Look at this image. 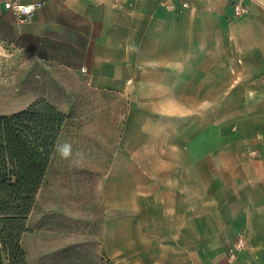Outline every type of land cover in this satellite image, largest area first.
<instances>
[{
	"label": "crops",
	"instance_id": "0c3cea01",
	"mask_svg": "<svg viewBox=\"0 0 264 264\" xmlns=\"http://www.w3.org/2000/svg\"><path fill=\"white\" fill-rule=\"evenodd\" d=\"M3 1L1 42L43 72L77 75L81 89L137 90L140 103L152 104L158 117L192 118L195 104L178 91L225 89L229 83L215 79L222 72L239 90L264 84V0H24L44 3L25 24ZM236 4L246 5L247 14L235 17ZM198 104L218 103L205 93ZM253 172L261 182L253 195L218 179L205 180L198 192L179 190L175 177L156 180L154 193L135 195L139 204L106 210L123 218L105 221L100 251L64 258L62 245L51 254V245L33 253L23 247L27 262L228 264L229 246L244 237L247 247L234 264H264V163Z\"/></svg>",
	"mask_w": 264,
	"mask_h": 264
},
{
	"label": "rangeland",
	"instance_id": "374dc122",
	"mask_svg": "<svg viewBox=\"0 0 264 264\" xmlns=\"http://www.w3.org/2000/svg\"><path fill=\"white\" fill-rule=\"evenodd\" d=\"M219 78L229 83L225 89L178 91L195 104L192 118L158 117L137 90L81 89L77 75L43 72L0 41V117L46 100L68 116L57 146L69 143L73 153L65 160L55 150L22 246L33 253L51 245V254L62 245L64 258L95 254L105 221L123 218L106 210L139 204L135 195L154 193L156 180L175 177L179 190L198 192L205 180L218 179L253 195L261 183L253 169L264 163V84L253 92L232 87L224 72ZM205 93L218 104L199 108ZM215 161L225 169H215ZM76 239L72 246L65 242ZM0 256L8 264L1 244Z\"/></svg>",
	"mask_w": 264,
	"mask_h": 264
},
{
	"label": "trees",
	"instance_id": "16d2710c",
	"mask_svg": "<svg viewBox=\"0 0 264 264\" xmlns=\"http://www.w3.org/2000/svg\"><path fill=\"white\" fill-rule=\"evenodd\" d=\"M67 121L46 100L0 117V244L8 264H28L22 238Z\"/></svg>",
	"mask_w": 264,
	"mask_h": 264
},
{
	"label": "built area",
	"instance_id": "2783aa9c",
	"mask_svg": "<svg viewBox=\"0 0 264 264\" xmlns=\"http://www.w3.org/2000/svg\"><path fill=\"white\" fill-rule=\"evenodd\" d=\"M261 3L260 0H253ZM118 3H121L122 0H117ZM4 8L11 12L16 20L25 24L30 22L35 14L43 9L44 3L42 2H26L24 0H4L3 1ZM187 7L188 5H184ZM169 8L174 9L173 5H169ZM248 8L244 4H236L233 9V13L235 17H242L247 14ZM247 247V242L244 237H239L235 242H233L229 246L227 261L228 264H234L237 261L239 253L245 250Z\"/></svg>",
	"mask_w": 264,
	"mask_h": 264
},
{
	"label": "clouds",
	"instance_id": "9594fccd",
	"mask_svg": "<svg viewBox=\"0 0 264 264\" xmlns=\"http://www.w3.org/2000/svg\"><path fill=\"white\" fill-rule=\"evenodd\" d=\"M56 150L59 152L60 157L62 159L70 160L73 157L71 145L69 143H64L62 145H58ZM75 155L77 157H81V158L83 157L82 152H77Z\"/></svg>",
	"mask_w": 264,
	"mask_h": 264
}]
</instances>
